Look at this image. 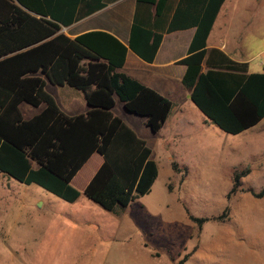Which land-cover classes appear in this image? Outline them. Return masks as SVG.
Segmentation results:
<instances>
[{
	"label": "trees",
	"instance_id": "1",
	"mask_svg": "<svg viewBox=\"0 0 264 264\" xmlns=\"http://www.w3.org/2000/svg\"><path fill=\"white\" fill-rule=\"evenodd\" d=\"M138 1L152 5L157 16L167 3ZM223 2L179 0L167 30L195 27L188 54L179 61L186 67L182 83L210 122L238 134L264 118V70L249 73L246 62L234 61L218 48L207 50L206 39ZM101 7L103 0H0V172L67 202L83 192L113 211L149 193L158 175L151 148L112 113L116 98L125 110L145 117L153 132L163 126L174 104L120 71L128 47L152 62L161 33L133 21L126 46L104 30L73 38L60 31ZM205 57L208 69L202 71ZM47 81L81 90L88 110L64 113L45 90ZM23 102L45 106L26 119L20 110ZM93 154L101 161L78 189L72 180ZM172 169L178 170L176 163ZM248 172L245 168L233 174L231 192ZM249 191L264 195V187Z\"/></svg>",
	"mask_w": 264,
	"mask_h": 264
},
{
	"label": "rangeland",
	"instance_id": "2",
	"mask_svg": "<svg viewBox=\"0 0 264 264\" xmlns=\"http://www.w3.org/2000/svg\"><path fill=\"white\" fill-rule=\"evenodd\" d=\"M248 2L255 6L244 23L237 17ZM222 11L214 40L238 42L251 71H261L264 0H226ZM46 90L59 100L56 86L47 83ZM115 104L114 112L131 123L118 98ZM190 106L191 134L183 140L171 134V121L157 133L140 119L130 124L151 148L159 173L150 192L124 209L108 211L83 192L67 202L0 173V264H264V195L249 191L264 187V119L229 134ZM21 110L27 117L33 107L23 103ZM251 139L257 151L249 158L243 150ZM245 168L252 174L231 192L233 174Z\"/></svg>",
	"mask_w": 264,
	"mask_h": 264
},
{
	"label": "crops",
	"instance_id": "3",
	"mask_svg": "<svg viewBox=\"0 0 264 264\" xmlns=\"http://www.w3.org/2000/svg\"><path fill=\"white\" fill-rule=\"evenodd\" d=\"M55 1L61 2L62 0ZM225 1L226 0H224L219 9L212 25V28L209 32V35L206 39V48L207 50H210L211 48H218L223 51L230 59L237 62H246L247 72H253L250 69L248 60L244 59V57H242V54L240 53L241 48L238 45V42L232 44L222 41L218 43L214 40V37H216V34L214 35V27L218 15H220L222 8L224 7ZM166 2L167 3L164 10L160 15L157 16L154 14V7L152 5L139 2L138 0H103V7L94 11L93 13H90L80 19H77L76 21L67 26H61L60 31L66 34L67 36L73 38L89 30H104L113 34L126 46L128 45L130 29L133 21H136V23L138 24L147 26L153 29L154 31L161 33L162 39L152 62H147L141 59L128 47L125 55V61L123 66L120 68V71L138 80L140 83L155 89L162 95L172 100L174 104L173 108L166 121L164 122L163 126L157 132H160L167 125V123L171 121V126L173 129L171 134L173 136L178 137V140H183L185 137H187V135L191 134V132H188L187 128L192 125L191 118L188 117L186 109H190V105H193L192 107L196 106L191 101L190 90L187 89L182 83V76L185 72L186 67L184 64L179 63V61L188 54V48L194 35L195 27H187L185 29L168 31V24L172 18V15L179 0H167ZM231 3L233 8L238 7L240 4V2ZM251 4L255 6V2L245 3L244 6L246 5V11L243 12V15L241 12L242 17H237L244 23L248 21L247 9L251 6ZM228 9L229 5L227 4V8L223 9L222 14L225 15L226 12H228ZM205 60L206 57L202 63V71H206L208 69ZM260 66L263 68L261 71H263L264 62H260ZM47 83L57 87V95L59 96L60 101L56 99L53 94L46 90ZM47 83L45 85V90L53 96L58 107L64 113L68 115H75L79 113H85L88 110L89 107L86 104L84 94L81 90L71 87L67 84L56 85L51 84L48 81ZM70 88L80 91V97L83 99L84 104H82V100L77 94L69 90ZM182 91H184V95L183 97H180L179 94H181ZM23 103L20 104V110ZM44 106V103L40 106H32L33 110L30 112V115L27 117H23L26 119L30 118L31 116L39 113L44 108ZM114 107L112 108V113L122 118L123 121L127 123V125H129L139 137L144 139V137L139 135V133L130 124L137 123V119H140L142 124L145 127H148L145 123V117L125 110L122 105L124 112L126 111L125 115L131 121V123H129L121 115L114 112ZM173 111H175V113H173ZM263 119L261 120V122L263 121ZM203 121L207 122L209 120L204 118ZM249 129H251V127L242 132L249 131ZM141 132L144 134L145 130L141 128ZM263 139L264 138H262V141ZM263 142L261 144H263ZM254 145L255 144H253L251 139V141L247 143V147L243 150V152H248L246 153V155L249 158L252 155V151H257V149L253 148ZM235 151L236 156H239L241 150L236 149ZM92 161L93 164L89 167L87 172H84ZM100 161V156L98 154H93L88 160V162L73 178L72 184L78 189H82L89 180L96 167L98 166V164L100 163ZM259 165L263 166L261 164ZM252 172L253 170L250 169L248 175L252 174Z\"/></svg>",
	"mask_w": 264,
	"mask_h": 264
}]
</instances>
